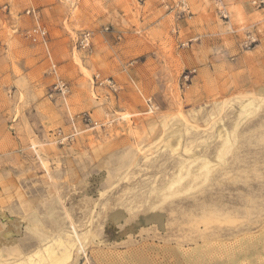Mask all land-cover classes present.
I'll list each match as a JSON object with an SVG mask.
<instances>
[{"label":"rangeland","instance_id":"obj_1","mask_svg":"<svg viewBox=\"0 0 264 264\" xmlns=\"http://www.w3.org/2000/svg\"><path fill=\"white\" fill-rule=\"evenodd\" d=\"M60 239L264 264V0H0V264Z\"/></svg>","mask_w":264,"mask_h":264},{"label":"bare ground","instance_id":"obj_2","mask_svg":"<svg viewBox=\"0 0 264 264\" xmlns=\"http://www.w3.org/2000/svg\"><path fill=\"white\" fill-rule=\"evenodd\" d=\"M220 131V130H219ZM222 132V131H221ZM225 136V135H224ZM218 137H221V133L218 132ZM223 137V136H222ZM221 137V138H222ZM180 168H183L181 167V165H179ZM207 168V163H203L202 167L200 168L201 169H205ZM209 169V168H208ZM207 169V170H208ZM189 170V169H188ZM181 171V170H180ZM187 171V169H186ZM191 171V170H190ZM199 171V170H198ZM189 172V171H188ZM187 174V172H186ZM195 174V173H194ZM201 174V173H200ZM188 175V174H187ZM190 175V173H189ZM195 176H198L197 178H199V175L196 174V175H190V177L192 178H195ZM175 179V178H174ZM173 180V179H172ZM171 181V180H170ZM169 181V182H170ZM172 183H169L168 186H171ZM152 217L154 216H157L155 214L151 215ZM160 217V216H159ZM112 220L115 222H118L120 220V217L118 214H114L112 216ZM150 220H147V223L149 222ZM157 222H160V219L157 221ZM5 242V241H4ZM13 244V242H12ZM58 244L59 246L62 248L61 251L57 252L56 250H54V248H49V247H40L36 252H34L32 255H30L28 257V259L25 261L24 264H34L37 260V262H44V261H47L48 264H66L70 258H71V248L73 246H68L66 245L61 239L58 240ZM74 249V248H73ZM46 263V262H45ZM68 264V263H67Z\"/></svg>","mask_w":264,"mask_h":264},{"label":"built area","instance_id":"obj_3","mask_svg":"<svg viewBox=\"0 0 264 264\" xmlns=\"http://www.w3.org/2000/svg\"><path fill=\"white\" fill-rule=\"evenodd\" d=\"M32 34H37L40 37H43L45 35V32H44V30H42L40 28H36V29L32 30ZM90 37H91V35H90L89 32L81 34V36H80V38L78 40L79 41V45L82 48L89 47Z\"/></svg>","mask_w":264,"mask_h":264}]
</instances>
